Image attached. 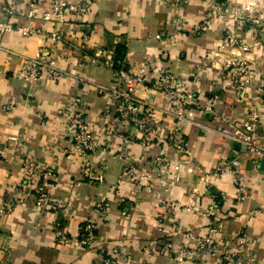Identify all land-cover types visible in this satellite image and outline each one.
<instances>
[{
	"label": "crops",
	"instance_id": "obj_1",
	"mask_svg": "<svg viewBox=\"0 0 264 264\" xmlns=\"http://www.w3.org/2000/svg\"><path fill=\"white\" fill-rule=\"evenodd\" d=\"M52 1L39 0L40 11L47 10ZM220 1L225 4L223 17L195 36L193 30L210 12L212 0H187L179 9L167 0H84V14L62 25L22 16L27 13L26 0H0V20L7 19L5 8L13 7L15 22L41 28L46 34L61 31L63 37L54 42L43 36L0 35V143L9 149L7 157L0 158V202L17 201L12 213L0 215V264H96L94 250L78 246L76 236L81 225L98 220L97 201L108 204L98 231L100 243L130 252L131 264H179L173 255L163 252V245L168 241L182 245L186 241L180 234L186 232L206 236L212 226L217 228L214 238L220 251L235 247L238 239L245 240L240 261L232 264H241L246 252L256 264H264V162L255 161L242 147L232 148L222 135L231 132V125H240L249 110H256L260 116L258 137L264 143V46H253L258 39L253 29L264 25V0ZM238 13L246 21L241 27L235 22ZM177 21L183 24L184 36L175 35ZM231 28L252 49L248 62L254 78L244 87L241 99L229 70L213 67L230 57L228 51L220 53L215 62L211 58L226 29ZM123 45L128 70L146 65L151 76L158 68L169 69L200 102L217 96L218 115L230 125L191 110L193 123L182 125L187 152L180 155L165 145L173 121L163 96L138 88L134 95L156 109L152 122L159 137L155 143L144 146L135 135L111 129L100 133L104 127L100 116L109 101L98 86H113L111 64ZM37 53L56 60L69 76L58 83L20 80L23 58ZM77 92L91 135L100 142V149L90 155V177L73 153L62 118L69 98ZM160 152L170 166L167 172L158 170L155 162ZM23 155L53 171L46 190L57 206L41 212L33 207L32 198L17 197ZM119 155H125L138 175L155 185L142 190L126 182L118 186L116 180L125 165ZM221 163L229 165V172L213 176ZM100 167L103 181L93 182ZM238 188L245 193L243 201L237 198ZM211 194L218 196L214 219L204 214ZM163 202L174 205V211L161 209ZM57 230L64 233V242L56 239ZM144 247L150 249V255ZM200 258L210 260L205 255Z\"/></svg>",
	"mask_w": 264,
	"mask_h": 264
},
{
	"label": "built area",
	"instance_id": "obj_2",
	"mask_svg": "<svg viewBox=\"0 0 264 264\" xmlns=\"http://www.w3.org/2000/svg\"><path fill=\"white\" fill-rule=\"evenodd\" d=\"M187 0H167V2L177 9L182 7ZM27 13L22 15L27 19H40L43 22H54L65 24L72 17H80L84 14L86 8L84 0H53L50 7L45 11H40L39 0H26ZM225 4L220 0H212V8L206 18L198 25L193 33L199 36L207 30L211 22L215 19L223 17ZM7 16L6 20H0V35L8 33H17L21 37L43 36L47 40L59 42L63 39L62 32L46 34L41 28L21 25L14 21L16 11L13 7L5 8ZM236 24L238 27L243 26L246 22L241 14H236ZM183 24L180 21L175 23V35L184 36ZM261 35L264 37V29L261 30ZM229 53V58L223 60L221 65H213L217 70L222 67L229 70V79L237 88L240 99L243 96L245 86L251 84L254 75L247 73L248 65L247 58L248 50L242 45L240 40L236 38L234 30L226 29L221 44L217 49V53H212V60L218 59L220 53ZM97 59V58H96ZM95 59V60H96ZM215 62V60H214ZM149 65V64H147ZM114 63L111 64L114 74L113 86L110 88L99 87L108 95V106L100 116L104 127L99 131L111 129L116 133L124 135H135L141 144H154L159 137V132L154 128V119L156 109L145 98L136 97L134 92L136 89H142L144 92L160 93L169 106L166 112L173 121V126L169 133L165 136V145H169L178 154L187 152V145L182 133V125L184 123H193L191 121L190 112L195 109L202 114L210 115L211 119L219 120L224 124L230 125L226 119L218 115L217 107L219 99L217 96L208 97L203 103L200 102L197 95L185 87V82L180 79L174 72L167 68L156 69L149 76L146 65L135 70H113ZM64 76H69L59 66L56 60L42 53H37L34 57L23 58L22 68L18 74V78L26 83L40 82H60ZM80 92L74 93L68 100L65 109L62 112L64 121L65 133L68 141L72 145L73 153L82 161L83 173L90 177L92 168L90 155L94 154L100 148L99 139L91 135V129L85 118L83 109V100ZM8 110H11L8 108ZM260 120L259 113L256 110H249L242 123L238 126L231 125L230 133H222L231 143H236L244 148L245 152L253 157L255 161L264 162V143H261L258 137V122ZM99 133V134H100ZM12 142L17 139L12 138ZM26 141V140H25ZM158 142V141H157ZM8 147L0 143V158H6L8 155ZM125 155H119L117 158L124 161L125 165L121 170L120 176L116 180V184L121 186L126 182L137 187L138 190L143 188H151L155 182L145 181L144 176L138 175L137 167L124 158ZM158 170L167 172L170 169L163 152L157 156L155 160ZM91 167V168H90ZM229 172V165L221 163L212 171L213 176H223ZM20 174L22 182L19 183L17 189V197L24 195L29 199L32 198V205L38 211L57 206L52 203L49 194L46 190V181L53 177V171L47 167H43L35 160L28 156H22L20 160ZM94 175V174H93ZM204 180L206 177L204 176ZM103 181V170L100 167L96 170L93 182ZM237 198L239 201L246 199L245 193L238 188ZM17 199V198H16ZM218 196L211 194L209 197L208 207L205 210V215L211 219L217 216L218 212ZM16 200L1 201L0 215H7L13 212ZM53 204V205H52ZM98 220H91L81 225L76 236L78 246L86 249L94 250L96 254V264H131L132 254L117 246H107L105 243H100L98 231L100 225L104 223L108 212V204L103 201L94 203ZM174 211V205L169 206L166 202L161 203V209ZM162 220L159 226V232L162 228ZM217 228L212 226L206 236H200L192 232L180 234L185 238L182 245L176 246L171 241L163 245V252L169 257L173 255L175 262L179 264H232L240 261L241 250L245 246V240L238 239L233 248H227L225 251H220V245L214 238ZM55 237L59 241H65L64 233L57 230ZM145 254L150 255L151 251L148 247H144ZM244 252V251H243ZM210 257L209 261L202 260L201 256ZM210 261H214L210 263ZM241 264H256L254 257L245 253Z\"/></svg>",
	"mask_w": 264,
	"mask_h": 264
},
{
	"label": "trees",
	"instance_id": "obj_3",
	"mask_svg": "<svg viewBox=\"0 0 264 264\" xmlns=\"http://www.w3.org/2000/svg\"><path fill=\"white\" fill-rule=\"evenodd\" d=\"M125 57H126V48L125 46H119L116 50V55L114 58V66L113 70L114 71H119V70H127V66L125 65ZM218 202V200H217Z\"/></svg>",
	"mask_w": 264,
	"mask_h": 264
},
{
	"label": "rangeland",
	"instance_id": "obj_4",
	"mask_svg": "<svg viewBox=\"0 0 264 264\" xmlns=\"http://www.w3.org/2000/svg\"><path fill=\"white\" fill-rule=\"evenodd\" d=\"M262 29H264V25L262 27L258 26L257 28L253 29L254 32H256V34L258 35V39L256 41H254V43H253L254 48H256V47L260 48V46H264V37L261 35V30ZM243 46L246 47L247 50H248L247 52H248L249 55H247V58L249 59L250 55H251L250 54V50H252V49H250V47H248V46H245V45H243ZM246 62H247V65H248L247 73L250 72V73H252L254 75L255 72H254V70L252 68V65L248 61H246ZM240 103L242 104V102H240Z\"/></svg>",
	"mask_w": 264,
	"mask_h": 264
},
{
	"label": "water",
	"instance_id": "obj_5",
	"mask_svg": "<svg viewBox=\"0 0 264 264\" xmlns=\"http://www.w3.org/2000/svg\"><path fill=\"white\" fill-rule=\"evenodd\" d=\"M231 146H232V148L237 149V150L241 147L240 145H238L236 143H231Z\"/></svg>",
	"mask_w": 264,
	"mask_h": 264
}]
</instances>
